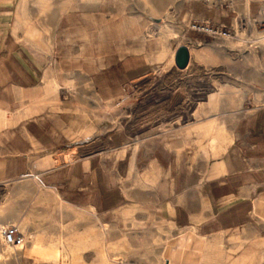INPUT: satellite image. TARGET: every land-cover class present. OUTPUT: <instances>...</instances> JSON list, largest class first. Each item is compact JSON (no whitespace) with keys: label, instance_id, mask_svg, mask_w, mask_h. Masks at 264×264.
I'll use <instances>...</instances> for the list:
<instances>
[{"label":"crops","instance_id":"0c3cea01","mask_svg":"<svg viewBox=\"0 0 264 264\" xmlns=\"http://www.w3.org/2000/svg\"><path fill=\"white\" fill-rule=\"evenodd\" d=\"M38 2L0 0V185L36 176L66 206L94 214L122 264H264V105L243 112L210 102L223 87L210 81L220 44L193 29L236 30L243 18L231 17L235 3L188 0L176 17L161 12L158 21L180 31L174 54L180 46L190 51L184 70L160 65L172 48L155 60L139 43L81 36L93 34V11H69L79 27L65 33L54 71L39 54L31 16L52 14V2ZM129 55H144L151 68L128 59L118 87L94 78L101 94L103 84L109 90L101 102L119 104L123 123L93 121L89 104L52 108L60 57L103 70ZM92 71L58 75V90L83 88L93 101ZM28 250L30 261L19 264L55 258L53 248L34 257V246Z\"/></svg>","mask_w":264,"mask_h":264},{"label":"rangeland","instance_id":"374dc122","mask_svg":"<svg viewBox=\"0 0 264 264\" xmlns=\"http://www.w3.org/2000/svg\"><path fill=\"white\" fill-rule=\"evenodd\" d=\"M38 1V5L46 4L45 0ZM50 1L52 4L46 5L53 7L52 14L41 13L31 16L37 18L36 33L40 45L38 51L42 52L39 54L44 59L47 58L53 65V70L57 52H60L62 57L65 55L67 47L63 44L65 33L79 27L77 17L73 16L69 21V11L79 15L83 13L82 11H93V34L86 30L85 33H80L81 36L87 33L89 36L93 35V40L110 39L116 43L127 40L130 46L139 43L155 60L165 59L172 48L173 58L161 61L160 65L164 63L166 69L175 64L174 49L179 41L180 31H176L172 23L165 19L164 22L158 20L162 19L163 11L170 12L169 16L176 17L184 2L188 0ZM232 3H235L234 7ZM249 5L254 13L251 17L247 15ZM230 7L236 10L230 12L231 17L235 18L239 14L243 19L237 22L236 30L227 27L224 32L228 36L213 37L217 38L220 46L216 51L218 65L212 69L215 74H211L210 81L215 83V87L218 85L223 87L220 88L221 91H216L218 93L212 91L211 97H214L210 102L214 105L217 102L220 105L224 104L226 111L231 107L241 106L243 112H249L256 106L264 105V0H226V9ZM137 37L140 42H137ZM128 59L142 64L147 62L146 69L151 68L144 55H129L103 70H96L94 65L85 60L67 62V59L60 57L59 60L63 64L60 70L55 72L57 91L50 95L53 96L52 108L78 110V107L89 104L93 121L100 122L103 119L107 123H123L124 116L118 107L119 104L101 102L102 94L108 96L109 90L102 83L104 88L101 94L94 78L98 77L99 82L103 77L102 80L118 87L123 80V65ZM76 68H81L85 72L93 70V101L88 91L83 88L58 90L61 84L56 83L57 76ZM225 142L227 143V140ZM63 158L68 161L70 155H64ZM10 225L17 226L24 233L26 244L22 249H12L5 246L0 237V264L30 261L28 248L31 245L34 246L31 254L33 257L38 250L54 249V259L50 257L39 259L49 261L45 263L122 264V255L118 254L115 244L112 246L110 243L107 250L106 227L97 222L94 214L92 216L88 211L66 206L53 191L43 187L36 176L9 180L0 185V232L2 228Z\"/></svg>","mask_w":264,"mask_h":264},{"label":"built area","instance_id":"2783aa9c","mask_svg":"<svg viewBox=\"0 0 264 264\" xmlns=\"http://www.w3.org/2000/svg\"><path fill=\"white\" fill-rule=\"evenodd\" d=\"M193 29L199 33L207 34L212 37L224 38L228 36L227 33L223 31H219L213 25L204 26V27L193 26ZM0 237L3 244L7 247L17 248V247H23L26 244V237L24 233L15 225H10L8 227L2 228L0 232Z\"/></svg>","mask_w":264,"mask_h":264},{"label":"water","instance_id":"95a60500","mask_svg":"<svg viewBox=\"0 0 264 264\" xmlns=\"http://www.w3.org/2000/svg\"><path fill=\"white\" fill-rule=\"evenodd\" d=\"M190 59V51L186 46H180L174 55L175 65L180 70H184L188 67Z\"/></svg>","mask_w":264,"mask_h":264},{"label":"bare ground","instance_id":"6f19581e","mask_svg":"<svg viewBox=\"0 0 264 264\" xmlns=\"http://www.w3.org/2000/svg\"><path fill=\"white\" fill-rule=\"evenodd\" d=\"M213 127H214V124L213 123H211V124H209L208 126H205V129H206V131L207 132H210L212 129H213ZM25 246V245H24ZM23 246V247H24ZM23 247H17V248H12V249H22ZM11 248V247H10Z\"/></svg>","mask_w":264,"mask_h":264}]
</instances>
